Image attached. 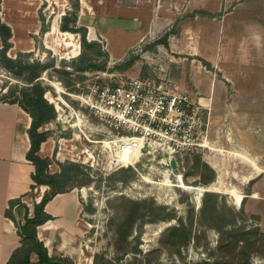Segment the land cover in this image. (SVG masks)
<instances>
[{
	"label": "rangeland",
	"instance_id": "rangeland-1",
	"mask_svg": "<svg viewBox=\"0 0 264 264\" xmlns=\"http://www.w3.org/2000/svg\"><path fill=\"white\" fill-rule=\"evenodd\" d=\"M159 1L78 0L75 12L72 0H0V26L9 29L0 31V102L31 110L28 81L38 77L54 110L37 129L40 179L83 194L84 255H46L65 264H264V0H214L217 10L198 14L185 11L186 1L153 12ZM128 10L143 37L108 26L130 20ZM74 13L77 28L89 27L86 37L92 30L97 54L80 55L79 36L60 31ZM194 20L201 40L191 44L215 68L167 47ZM133 78L200 99L199 146L176 159L172 176L160 155L109 167L100 141L111 127L82 103L95 84ZM33 248L22 246L12 264L40 263L29 261Z\"/></svg>",
	"mask_w": 264,
	"mask_h": 264
},
{
	"label": "crops",
	"instance_id": "crops-1",
	"mask_svg": "<svg viewBox=\"0 0 264 264\" xmlns=\"http://www.w3.org/2000/svg\"><path fill=\"white\" fill-rule=\"evenodd\" d=\"M184 1H186L184 9L187 13H211L218 7L214 0H160L157 3V9L153 12H162L161 9L165 7L166 2H175L179 6ZM230 1L233 0H225L224 6L228 5ZM81 3L85 9V3ZM117 10L121 11L122 9ZM125 11L127 12V10ZM128 11L131 15L130 20L110 21L107 23L108 26L126 28L136 38L143 37L146 32L141 31V21L137 20L132 10ZM135 17L136 19H134ZM148 22H151V28L161 27L160 22H152L151 19ZM201 24L202 22L199 20L190 21L187 25L183 24L177 38L172 37L173 40L168 42L167 47L173 53L186 55L188 58L185 59L191 58V62L201 65V61H206L212 68H215L209 60L200 54V43H198V47L191 44L192 39L193 41L195 38L197 41L201 40V34L196 32V29H201ZM209 25L212 28V25H218V22L213 21ZM244 27L251 28L252 26ZM88 28L86 27V29ZM186 29L191 32L189 35L185 31ZM86 39L89 42L92 41V30L87 32ZM186 39H190V41ZM182 40L186 43H184L185 45L181 43L183 46L179 48V45L175 43L176 41L182 42ZM159 46L162 47V45ZM163 48L165 49L166 46ZM31 123L30 116L17 104L0 102V264H7L13 252L29 243L31 234L35 235L48 255H58L62 259L77 261L84 255L79 240L83 233L79 226L80 216L84 210L83 194L73 190L53 194L51 186L39 185L34 182L36 169L27 158L32 145L28 135ZM45 197L47 200L37 212V207ZM35 215H38L39 219L43 216L51 219L36 226L26 224V220H32ZM21 229L23 231H20ZM34 259L36 260L37 256L35 253H30L29 261L35 262Z\"/></svg>",
	"mask_w": 264,
	"mask_h": 264
},
{
	"label": "built area",
	"instance_id": "built-area-1",
	"mask_svg": "<svg viewBox=\"0 0 264 264\" xmlns=\"http://www.w3.org/2000/svg\"><path fill=\"white\" fill-rule=\"evenodd\" d=\"M86 99L82 103L94 117L111 127L106 140L100 141L109 167H131L137 154L160 155V163L173 173L171 162L177 170L176 159L199 146L200 99L171 93L138 78L95 84Z\"/></svg>",
	"mask_w": 264,
	"mask_h": 264
},
{
	"label": "trees",
	"instance_id": "trees-1",
	"mask_svg": "<svg viewBox=\"0 0 264 264\" xmlns=\"http://www.w3.org/2000/svg\"><path fill=\"white\" fill-rule=\"evenodd\" d=\"M72 6L75 9V12L79 11V2L78 0H72ZM76 22H77V16L76 13L74 14H65L62 17L61 24H60V31L63 33H71V34H76L79 36V44L81 48V54L80 55H85L87 52L90 55H95L97 54V44L94 42H89L86 39V28L84 27H76ZM71 24L72 27H71ZM5 30L9 31V29L1 25L0 26V31ZM204 63L203 61H201ZM205 66V64H204ZM38 77H32L28 82L32 87V90L34 91V100L31 101L27 108L25 105H22L20 103H11V104H17L21 109H23L31 118L32 123H31V128L28 132L29 138L32 141L31 148L29 150V153L27 154V158L33 163L36 169V174L34 176V182L36 184H45L49 185L52 187V193L53 194H58V193H63V192H58L56 191V185L55 183H47L41 181V176L39 173V166L42 164V161L33 156L34 153H36L38 145L43 141V137L39 136L37 134V129L45 122L51 120L53 118L54 110L51 105H49L46 100L43 98V93L42 89L40 86L37 84ZM35 141V143L33 142ZM32 154V155H31ZM47 200V197L43 198L42 202L40 203L39 207H37V212L38 209L40 210L41 207L43 206L44 202ZM43 218V219H42ZM41 219H39L38 215H35V217L32 220H26V224H33L34 226L42 223L45 220H50V217L43 216ZM20 231H23L21 229ZM29 242L33 244V251L30 253H35V255L41 260L40 263H44L49 261L47 255H46V250L43 248V245L37 241L35 238L34 234L29 235ZM20 251V248L17 249L15 252H13L11 258L9 259L7 264H12L13 258L16 256V254Z\"/></svg>",
	"mask_w": 264,
	"mask_h": 264
},
{
	"label": "bare ground",
	"instance_id": "bare-ground-1",
	"mask_svg": "<svg viewBox=\"0 0 264 264\" xmlns=\"http://www.w3.org/2000/svg\"><path fill=\"white\" fill-rule=\"evenodd\" d=\"M103 144H104L105 146H107L108 142L105 141ZM136 158H137V161H138V160H139V156H138V154L136 155ZM137 161L135 160L134 163L137 162ZM122 166L125 167V165H122ZM170 172H171V171H170ZM170 174H171V176H172L173 173L171 172ZM177 181H182L181 176L177 177ZM202 188H204V187H202ZM204 189H207V190L209 189V190H210V189H214V188H213V187H209V188H204ZM203 195H204V194L201 195L200 199L203 197ZM199 201H200V200H199ZM198 204H199V202H198ZM196 206H198V205H196ZM164 226H165V225H164Z\"/></svg>",
	"mask_w": 264,
	"mask_h": 264
},
{
	"label": "water",
	"instance_id": "water-1",
	"mask_svg": "<svg viewBox=\"0 0 264 264\" xmlns=\"http://www.w3.org/2000/svg\"><path fill=\"white\" fill-rule=\"evenodd\" d=\"M171 166L172 168L175 167V164L172 162L171 163ZM37 264H65L63 261H60V260H49L47 262H44V263H37Z\"/></svg>",
	"mask_w": 264,
	"mask_h": 264
}]
</instances>
